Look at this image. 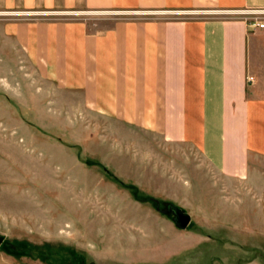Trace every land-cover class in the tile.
Here are the masks:
<instances>
[{"label": "rangeland", "instance_id": "1", "mask_svg": "<svg viewBox=\"0 0 264 264\" xmlns=\"http://www.w3.org/2000/svg\"><path fill=\"white\" fill-rule=\"evenodd\" d=\"M72 100L0 36V264L144 259L153 225L176 224L170 205L189 215L176 237L188 249L172 264H264V161L255 179L232 181L195 151Z\"/></svg>", "mask_w": 264, "mask_h": 264}, {"label": "crops", "instance_id": "2", "mask_svg": "<svg viewBox=\"0 0 264 264\" xmlns=\"http://www.w3.org/2000/svg\"><path fill=\"white\" fill-rule=\"evenodd\" d=\"M247 10L264 0H0V36L81 109L246 182L264 161V13L233 14ZM182 232L154 224L144 259L103 260L172 264L188 249Z\"/></svg>", "mask_w": 264, "mask_h": 264}, {"label": "water", "instance_id": "3", "mask_svg": "<svg viewBox=\"0 0 264 264\" xmlns=\"http://www.w3.org/2000/svg\"><path fill=\"white\" fill-rule=\"evenodd\" d=\"M169 211L173 213L175 219H176V225L180 229H185L187 225L189 224V215L182 213L181 210L174 205L169 206ZM4 240V237L0 235V245L2 244Z\"/></svg>", "mask_w": 264, "mask_h": 264}, {"label": "built area", "instance_id": "4", "mask_svg": "<svg viewBox=\"0 0 264 264\" xmlns=\"http://www.w3.org/2000/svg\"><path fill=\"white\" fill-rule=\"evenodd\" d=\"M264 13V11L260 12V11H236L233 14H237V15H241V16H248V15H254V14H261ZM259 27H264V23H259L258 25Z\"/></svg>", "mask_w": 264, "mask_h": 264}]
</instances>
